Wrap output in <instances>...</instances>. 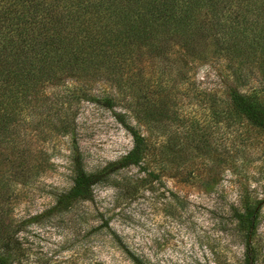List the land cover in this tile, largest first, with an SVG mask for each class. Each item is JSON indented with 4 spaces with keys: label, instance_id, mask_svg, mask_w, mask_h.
<instances>
[{
    "label": "rangeland",
    "instance_id": "1",
    "mask_svg": "<svg viewBox=\"0 0 264 264\" xmlns=\"http://www.w3.org/2000/svg\"><path fill=\"white\" fill-rule=\"evenodd\" d=\"M168 55L176 62L172 73L182 68L184 79L170 85L168 101L176 107L161 128L149 129L132 116L134 98L125 79L140 81L136 63L119 68L120 88L101 77L90 83L65 77L47 88L40 127L25 136L32 143L23 149L31 157L20 161L5 153L0 166L9 261L246 264L245 229L236 217L254 206L256 230L248 241L254 264H264V133L229 110L232 91L264 99L260 61L239 65L242 76L235 78L237 64L222 53L210 50L196 59L172 45ZM144 71L152 73L150 66ZM74 88L78 92L69 95ZM116 114L153 142V154L95 185L91 200L55 208L73 184V149L87 173L131 150L132 138ZM60 120L67 129L57 125ZM33 161L38 166H30Z\"/></svg>",
    "mask_w": 264,
    "mask_h": 264
},
{
    "label": "trees",
    "instance_id": "2",
    "mask_svg": "<svg viewBox=\"0 0 264 264\" xmlns=\"http://www.w3.org/2000/svg\"><path fill=\"white\" fill-rule=\"evenodd\" d=\"M172 45L196 59L210 50L229 56L237 64L235 78L242 76L239 65L257 58L264 74V0H0V166L5 153L20 161L31 157L30 149H23L24 143H32L25 136L40 127L48 87L60 86L65 77L82 83L101 77L120 88L122 80L115 75L125 62L139 66L138 83L125 79L134 98V108L128 105L132 116L149 129L161 128L176 107L174 100L168 101L169 95L173 98L170 85L184 76L182 68L172 73L176 63L168 55ZM148 66L151 74L144 71ZM77 92L74 88L69 95ZM104 104L112 107L110 100ZM229 110L264 133V99L232 91ZM115 117L132 138L131 150L87 173L73 149V184L56 198L55 208L91 200L95 185L153 154V142L131 127L124 114ZM30 166L38 165L33 161ZM4 195L0 190L1 199ZM245 209L251 210L236 218L245 229V263L254 264L248 239L256 230L257 207ZM1 223L0 212V264H13L5 256L10 225L2 228Z\"/></svg>",
    "mask_w": 264,
    "mask_h": 264
}]
</instances>
